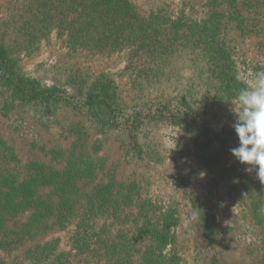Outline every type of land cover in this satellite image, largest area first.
Returning <instances> with one entry per match:
<instances>
[{"label":"rangeland","instance_id":"374dc122","mask_svg":"<svg viewBox=\"0 0 264 264\" xmlns=\"http://www.w3.org/2000/svg\"><path fill=\"white\" fill-rule=\"evenodd\" d=\"M127 1L133 7L120 11L119 29L110 26L120 31L118 37H132L135 43L81 48L79 43L70 44L71 34L82 35L87 26L67 28L69 23L59 13L63 9L56 12L54 6H42L43 0H0L1 44L4 37L15 34L17 26L24 25L17 24L19 20L27 22L28 33L49 38L42 40L39 49L15 54L22 75L69 95L107 77L119 109L118 126L101 128L77 101L67 98L54 104L50 115L38 104L18 103L8 110L7 94L0 90V149L7 155L5 166L14 169L10 173L35 178L46 168L54 182L74 162L83 172V178L76 179L80 186L74 192L76 214L62 226L56 224L23 240L15 251L0 245V260L22 262L28 248L55 241L59 252L70 253L72 264H106L105 258L98 260L74 249L81 220L91 244H115L120 252L129 250L138 258L142 254L137 248L144 250L148 244L134 235L140 225L136 215L144 207L168 215L169 223L163 227L171 239L163 254L174 264H212L214 257L219 264L264 263V182L255 171L246 172L249 166L230 151L239 144L232 127L231 102H236L241 89L255 87L256 74L264 70V31L244 32L240 22L223 19L218 23L223 32L213 35L208 30L215 24L205 21L211 0ZM236 2L245 18L252 16L243 0ZM133 11L142 21L132 16ZM244 22L252 27L248 20ZM232 75L238 80L237 91L227 82ZM154 77L162 84L146 81ZM228 92L235 94L228 96ZM165 104L169 105L165 115H156L154 110ZM178 108L195 112L197 125L208 121L221 134L220 138L211 136L208 148L223 158L213 160L215 167L199 155L197 135L188 131L187 119L178 115ZM53 191L49 184L39 194ZM96 199L108 201L97 208L101 212L87 213L83 219ZM118 201L123 203L117 208ZM24 221V217L17 219V226ZM214 221L217 232L207 236L205 228ZM134 242L136 249L128 247Z\"/></svg>","mask_w":264,"mask_h":264},{"label":"trees","instance_id":"16d2710c","mask_svg":"<svg viewBox=\"0 0 264 264\" xmlns=\"http://www.w3.org/2000/svg\"><path fill=\"white\" fill-rule=\"evenodd\" d=\"M243 4L249 16L252 15L251 17L245 18L243 16L244 9L239 8L236 0H211L209 3L211 11L209 12V18L205 21L215 25L208 32L213 35L222 33L223 31L218 26V23L223 19H235L240 22V26H243L241 27V31L244 32L247 30L263 32L264 0H243ZM43 5L54 6L55 8L52 9H55L56 12H59V9H63L59 13L64 14L66 19L65 23H69L67 28H71V26L76 27L81 24L87 26L84 34L76 36H72L73 34H71V45L79 43L81 48H88L93 45H110L113 43L116 45L118 41L131 43H135L136 41L132 37H118L117 33L120 31H115L110 26L112 24L117 30L121 26V20L117 24L120 11L124 10L122 8L130 9L133 7L127 0H43ZM65 8L67 10H64ZM74 11L76 12V17L72 19L71 16L74 17ZM132 16L134 18L138 16V20L142 21L135 11H133ZM157 18L165 19V16L158 15ZM246 20L252 23L250 29L244 25V21ZM16 23H24V25L17 26L15 34L9 38L4 37V43H0V90L7 94L9 101L7 103V109L12 110L18 103L38 104L41 105L45 114L50 115L53 113L52 106L54 104L69 98L87 107L93 123L98 127L116 128L118 126L119 109L115 107L113 83L109 78L101 77L89 88L84 87L85 89H82L80 87L75 90L74 94L69 95V93L62 92L59 87H43L38 81L21 74L15 54H18L22 50L30 52L39 49L43 43L42 40L49 38H43V34L39 33H28L27 22L24 20H19ZM151 46L152 44L149 45L150 50ZM216 51H220V49ZM235 68V64H232V69L235 70ZM229 71L232 72L231 69ZM155 77L152 80L146 79V81L153 82V85L162 84L160 78ZM227 82L231 84L235 91L238 90V87H236L238 80L234 75ZM225 94L233 96L235 92ZM168 106L166 104L161 105L154 110V113L156 115H165L164 110ZM167 113L172 117L175 115L174 111ZM177 113L182 119H187L185 126H188V131H193L197 135V151L201 152L199 155L205 161L206 159L211 160V166L215 167L213 160L222 161L223 158L221 157V153H209L208 148L212 142L211 136L220 138L221 134L213 130L208 121L205 126L197 125L195 123L196 118L194 119V116L197 117V114L193 111L190 113L178 108ZM229 134H233V131ZM131 139L135 148L138 147L136 138L131 136ZM2 154L3 151L0 149V235L4 237L0 245L2 248L15 251L21 247L20 243L23 240L33 239L45 233L47 230L52 229L56 224L62 226L71 216L76 214L74 208L78 199L74 197V192L80 189L76 179L83 178V172L81 167H77L76 162H74L71 169L65 172H59L54 177V182L50 181L51 178L47 176V169L44 167L39 176L35 178H22L20 174L10 173L14 169L5 166L8 163L6 159L7 155ZM28 171L33 173L32 169ZM45 174L46 179L43 177ZM49 184L53 186L54 191L46 194V196L39 194L40 189ZM103 201L108 200L96 199L91 201L89 208L83 213V219L88 215L87 213L95 215L97 212H101L97 208H100ZM122 203L118 201L117 208ZM139 210L136 215V221H140V225L137 226L134 235L138 234L143 240H148V244H146L144 250L137 248V252L142 254L140 257L134 259V255L129 254V250L120 252L115 247V244H106L105 246L91 244L88 231L81 227L83 220L78 224L77 246L74 249L78 250V254L88 253L94 258L97 257V259L105 258L106 264H174L166 254H163L171 239L170 234L163 227V225L169 223L168 215L157 213L154 209L150 208L145 210L142 207ZM20 217H24L25 221L18 225V227L16 222ZM52 219L53 222L51 225L50 222ZM216 223L214 221L208 228H205L207 236L212 233V235L216 234ZM11 237H15L16 240H12ZM135 242H137L136 238ZM135 242L128 247L136 249ZM120 246L124 245L120 244ZM97 250L102 251V253H97ZM26 260L29 261V264H72L70 253L59 252L58 244L55 241L28 248L24 253L23 261L12 264H23ZM0 264H5V262L0 260ZM212 264H219V260L214 257Z\"/></svg>","mask_w":264,"mask_h":264},{"label":"clouds","instance_id":"9594fccd","mask_svg":"<svg viewBox=\"0 0 264 264\" xmlns=\"http://www.w3.org/2000/svg\"><path fill=\"white\" fill-rule=\"evenodd\" d=\"M255 80V87L241 89L236 102H231L235 117L232 127L239 144L230 151L241 164L249 166L246 172L255 171L264 182V70L256 74Z\"/></svg>","mask_w":264,"mask_h":264}]
</instances>
